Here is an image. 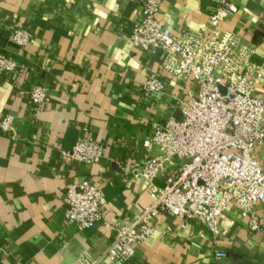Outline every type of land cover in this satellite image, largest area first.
I'll return each mask as SVG.
<instances>
[{"label":"crops","instance_id":"obj_1","mask_svg":"<svg viewBox=\"0 0 264 264\" xmlns=\"http://www.w3.org/2000/svg\"><path fill=\"white\" fill-rule=\"evenodd\" d=\"M238 12L222 25L254 51L264 74V0H228ZM158 19L173 36L205 27L214 0H160ZM141 0H0V53L22 67L0 78V264H116L107 255L113 226L134 219L151 205L152 183L143 170L154 129L181 118L178 100L197 86L168 75L161 51L144 53L130 40ZM26 30V47L11 35ZM155 75L164 90L143 93ZM47 91L35 105L30 92ZM258 95L264 90L259 88ZM91 139L104 148L98 163L75 160L76 142ZM254 156L264 167V146ZM87 182L105 195V215L81 229L65 218L67 189ZM256 211L261 230L251 232L236 205L221 218L217 235L200 219L161 213L156 231L125 264H264V204ZM226 257L218 258V252Z\"/></svg>","mask_w":264,"mask_h":264},{"label":"built area","instance_id":"obj_2","mask_svg":"<svg viewBox=\"0 0 264 264\" xmlns=\"http://www.w3.org/2000/svg\"><path fill=\"white\" fill-rule=\"evenodd\" d=\"M215 6L205 27L188 30L175 37L158 19L160 0H141L142 9L132 22L129 40L144 53L161 51L163 69L175 79L191 82L197 90L187 100H178L181 118L171 117L158 125L149 141L159 155L148 156L143 170L149 182L161 177L163 187L151 184L155 201L113 226L114 238L108 257L116 264L132 259L139 247L156 231L158 218L165 213L185 221L200 219L206 229L217 235L222 216L232 205L246 220L251 232L261 230L256 211L264 204V167L254 156L264 146V74L253 62V49L222 25L237 12L228 0H214ZM12 41L26 47L31 35L15 30ZM15 59L0 53V78L20 69ZM162 82L148 77L143 93L163 92ZM35 105L47 101V91L36 86L29 94ZM0 127L13 131L11 117L0 120ZM104 148L91 139L76 142L71 156L94 164L103 157ZM65 218L81 229L94 228L105 215V195L87 182L66 190ZM218 258L226 253L218 252Z\"/></svg>","mask_w":264,"mask_h":264}]
</instances>
